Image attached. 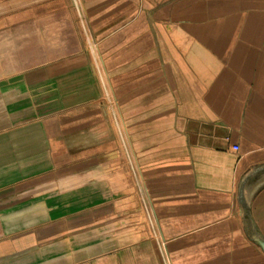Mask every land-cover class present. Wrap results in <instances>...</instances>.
I'll use <instances>...</instances> for the list:
<instances>
[{"label":"crops","instance_id":"1","mask_svg":"<svg viewBox=\"0 0 264 264\" xmlns=\"http://www.w3.org/2000/svg\"><path fill=\"white\" fill-rule=\"evenodd\" d=\"M0 35V264H264V0H0Z\"/></svg>","mask_w":264,"mask_h":264},{"label":"rangeland","instance_id":"2","mask_svg":"<svg viewBox=\"0 0 264 264\" xmlns=\"http://www.w3.org/2000/svg\"><path fill=\"white\" fill-rule=\"evenodd\" d=\"M14 47H16L15 39L10 38V36H8V35H5V36L0 35V63L3 61L4 51L9 53L11 51L10 49L14 48ZM10 59L12 61L13 57L11 56ZM141 206H143V205H141V203H138V209L135 212H141L142 211ZM144 206L146 208V205H144ZM137 216H140V217L144 216L145 217V214L143 212H141V214H137V215L130 217V218H136ZM147 225H148V223L146 222V218H145L142 221H140L138 223V225H136V229L132 230V232L136 233V234H141V236L146 235L147 233L149 234L150 232H149ZM127 232H129V231L126 230L123 233H127Z\"/></svg>","mask_w":264,"mask_h":264},{"label":"built area","instance_id":"3","mask_svg":"<svg viewBox=\"0 0 264 264\" xmlns=\"http://www.w3.org/2000/svg\"><path fill=\"white\" fill-rule=\"evenodd\" d=\"M234 148H235V149H237V148H238V146H235Z\"/></svg>","mask_w":264,"mask_h":264},{"label":"water","instance_id":"4","mask_svg":"<svg viewBox=\"0 0 264 264\" xmlns=\"http://www.w3.org/2000/svg\"><path fill=\"white\" fill-rule=\"evenodd\" d=\"M263 248H264V245H263Z\"/></svg>","mask_w":264,"mask_h":264}]
</instances>
